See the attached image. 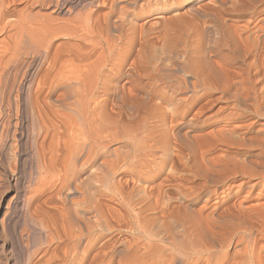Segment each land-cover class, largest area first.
Segmentation results:
<instances>
[{
  "label": "bare ground",
  "instance_id": "obj_1",
  "mask_svg": "<svg viewBox=\"0 0 264 264\" xmlns=\"http://www.w3.org/2000/svg\"><path fill=\"white\" fill-rule=\"evenodd\" d=\"M260 12L0 0V264H264Z\"/></svg>",
  "mask_w": 264,
  "mask_h": 264
},
{
  "label": "rangeland",
  "instance_id": "obj_2",
  "mask_svg": "<svg viewBox=\"0 0 264 264\" xmlns=\"http://www.w3.org/2000/svg\"><path fill=\"white\" fill-rule=\"evenodd\" d=\"M242 1L247 2L248 0H242ZM208 5L211 6V7L213 6V4L212 3H209V2H208ZM258 19L261 20V21H259ZM263 19H264V12L258 13L252 20H250L246 24V25H250V26H249L248 30L242 31V34H244V35H246V34L247 35L248 34L251 35V34L254 33L253 35H251V38H252L254 35H256V32L258 34L262 33V30H264V27H263L264 26V20ZM259 25H261V26L259 27ZM248 38H250V37H248ZM248 60H250V58H248ZM231 79H232V82H233L232 85L234 84V85L237 86V83L239 81V78L236 76V74H232ZM256 89L258 90V92H260V94L264 98V89L260 85H257L256 86ZM229 130L230 129L227 128L226 129V132H224V134L226 135V137L229 140L228 143H230V144L231 143L237 144L238 141H239V138H240V136L242 134V131H240V130L229 131ZM232 146H234V145H232ZM234 147H230V146L218 147L216 150H214L213 152H211L209 154V157H214V156L218 155L219 157H225L226 156L225 158H231V159H234V158H242L244 152L241 151V150H239V149H235ZM235 191H236V188L233 187L231 189L230 193H229V196H231ZM263 200H264V198L261 200L262 203L264 202ZM201 204L202 203H199L198 206L200 207ZM252 204L254 205L256 203L255 202H251V203H248L247 206L252 205ZM216 207H217V204H215L214 203V200H212V203H210V205H208L203 210V212H204L205 215H207L209 217H212V219H214L215 218V213H216V209H215ZM240 248H241L240 245H238V244L235 243L234 245H232L231 249L229 250V253L230 254H235ZM7 255H8V257H7ZM7 255H6V259L9 260L8 263L9 264H14V261H13V259L15 260L14 254H10L9 253Z\"/></svg>",
  "mask_w": 264,
  "mask_h": 264
}]
</instances>
